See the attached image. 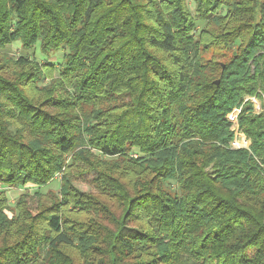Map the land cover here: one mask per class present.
<instances>
[{
    "label": "trees",
    "instance_id": "1",
    "mask_svg": "<svg viewBox=\"0 0 264 264\" xmlns=\"http://www.w3.org/2000/svg\"><path fill=\"white\" fill-rule=\"evenodd\" d=\"M259 92L264 0H0V264H264Z\"/></svg>",
    "mask_w": 264,
    "mask_h": 264
},
{
    "label": "rangeland",
    "instance_id": "2",
    "mask_svg": "<svg viewBox=\"0 0 264 264\" xmlns=\"http://www.w3.org/2000/svg\"><path fill=\"white\" fill-rule=\"evenodd\" d=\"M189 7L192 10L194 16L196 17L197 30L198 31L202 30L205 27L206 22L198 18V15H197L196 10H195V6L191 3V1L189 2ZM221 47H215L214 51L222 52V51H219L221 49ZM6 51L9 52L11 54V56H16V57L26 56V57H29L30 59L35 58L36 60H38L41 63H44L45 57L47 58V60L53 61V62H56V60L62 61V57L64 55V50H59L56 53L52 52L50 54L49 53L44 54L45 55V57H44V55L40 51L39 47L33 48L31 50H25L20 43H15L12 46L7 47ZM223 53H225V51H223ZM231 56H232V53L229 54V57H231ZM221 61L225 62V61H227V59H222ZM47 83H49V81H47ZM248 96H245V98ZM257 100H258V103L260 105H262V111L260 113L256 112L254 110V107H252L250 105V103L249 104L243 103L240 107L233 108L232 111H235V109H239L242 107V112L248 108V111L246 112V114L249 112L253 113L254 115L262 114V113H264V96L261 94L257 98ZM232 134H233L232 140H234L235 135H234V133H232ZM243 136H244L245 141L247 142L248 149H250L251 145H252L251 140L246 135H243ZM87 169H88V167H86L85 165H81V168L79 169V173H76L74 171V174L72 175L73 184L79 191H81L83 193L96 194L97 190L95 189L96 184L94 182V179L96 178L97 175H96L95 171L87 170ZM60 182H61V179L58 176L57 179H55L52 183H50L48 186H46L45 188H43L41 190L42 194L48 198H49V195L52 193L58 194L59 188H60ZM0 187H1L0 194H1V192H6L8 199H9V203H10V205H12L11 208L15 209L16 203L18 201V197L25 192L24 189L3 187V186H0ZM34 192L35 191H31V194ZM9 215L12 216L10 213H9Z\"/></svg>",
    "mask_w": 264,
    "mask_h": 264
},
{
    "label": "built area",
    "instance_id": "3",
    "mask_svg": "<svg viewBox=\"0 0 264 264\" xmlns=\"http://www.w3.org/2000/svg\"><path fill=\"white\" fill-rule=\"evenodd\" d=\"M262 93L259 92L258 96H248L244 99V104L245 103H250L252 104V107H254V110L256 112H261L262 111V105H260L258 103L257 98L261 95ZM263 95V94H262ZM264 96V95H263ZM242 113V107L239 109H235V111H231L228 115H227V120L230 124V131L232 133H234L235 138L234 140H231L229 143V148L232 150H250L248 149L247 146V142L244 139L245 134H243V132L240 129V124H239V117ZM245 148V149H244ZM136 157V156H135ZM61 176H59L60 178ZM1 189V187H0Z\"/></svg>",
    "mask_w": 264,
    "mask_h": 264
},
{
    "label": "water",
    "instance_id": "4",
    "mask_svg": "<svg viewBox=\"0 0 264 264\" xmlns=\"http://www.w3.org/2000/svg\"><path fill=\"white\" fill-rule=\"evenodd\" d=\"M217 83H219V82H217Z\"/></svg>",
    "mask_w": 264,
    "mask_h": 264
}]
</instances>
